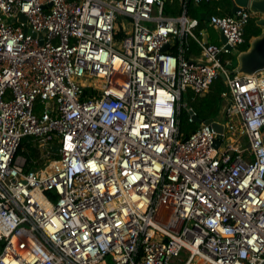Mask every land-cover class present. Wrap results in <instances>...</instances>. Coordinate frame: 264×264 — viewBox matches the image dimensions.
Here are the masks:
<instances>
[{"label": "built area", "instance_id": "1", "mask_svg": "<svg viewBox=\"0 0 264 264\" xmlns=\"http://www.w3.org/2000/svg\"><path fill=\"white\" fill-rule=\"evenodd\" d=\"M164 1L0 0V264H264V69L222 62L253 13L215 45ZM221 74V133L183 139Z\"/></svg>", "mask_w": 264, "mask_h": 264}, {"label": "trees", "instance_id": "2", "mask_svg": "<svg viewBox=\"0 0 264 264\" xmlns=\"http://www.w3.org/2000/svg\"><path fill=\"white\" fill-rule=\"evenodd\" d=\"M182 4H185L187 15L190 19L195 21V33L197 34L202 29L208 26V21L211 16L219 17H231L232 0H202L201 3L195 4V0H165L164 1V14L166 16H179L182 12ZM260 18L259 15L251 16L247 25L244 27L243 38L244 44L236 49L235 53H231L222 57L223 65L226 71L229 73L238 69L237 58L240 54L245 53L249 50L252 40L262 35V28L256 25V21ZM199 55V47L192 40L189 41L188 47L184 52L186 59H191L194 56ZM227 62V65L225 64ZM225 91L224 81L218 77L210 86L209 92L203 97H194L193 94H188V107L193 110L196 117L202 122L209 119L216 118L222 107L221 93ZM180 111L178 116V127L183 139H186L190 134L197 128L196 123H189L188 113ZM31 139H24L19 154L25 156L27 160L36 159L38 152L32 147ZM57 155H52V159H57ZM27 169H31V165H28Z\"/></svg>", "mask_w": 264, "mask_h": 264}, {"label": "water", "instance_id": "3", "mask_svg": "<svg viewBox=\"0 0 264 264\" xmlns=\"http://www.w3.org/2000/svg\"><path fill=\"white\" fill-rule=\"evenodd\" d=\"M250 10L254 15H260L262 18H259L256 21V25L262 28V35L256 39H254L249 47V50L245 53H242L238 56V70L242 74L252 75L260 72L264 69V0H232V9L231 14L235 15L236 13L242 10ZM20 22H25L23 16H19ZM220 43L223 45L226 43L225 38L221 35ZM169 48V45L163 47L162 52H166ZM230 52L231 50L227 48ZM220 78L224 81L225 77L223 74L220 75ZM192 115V112H190ZM193 121L196 124H200L202 120L198 119L196 116H193ZM205 124H211V120H207L204 122ZM212 128L221 133L222 129L220 126L215 123L211 124ZM220 136L217 137L215 142V147L219 146ZM50 152L57 155L59 152L58 147H51Z\"/></svg>", "mask_w": 264, "mask_h": 264}, {"label": "crops", "instance_id": "4", "mask_svg": "<svg viewBox=\"0 0 264 264\" xmlns=\"http://www.w3.org/2000/svg\"><path fill=\"white\" fill-rule=\"evenodd\" d=\"M260 16V15H259ZM260 18H262V16H260ZM202 34L204 36V38L211 44H215V45H220V39H221V34L216 31L215 29L207 26L206 28L202 29ZM253 41V40H252ZM235 53V51L233 52ZM198 56H194L192 57V60H197ZM189 94V93H188ZM223 107V105H222ZM222 107L220 109L219 112L222 111Z\"/></svg>", "mask_w": 264, "mask_h": 264}, {"label": "rangeland", "instance_id": "5", "mask_svg": "<svg viewBox=\"0 0 264 264\" xmlns=\"http://www.w3.org/2000/svg\"><path fill=\"white\" fill-rule=\"evenodd\" d=\"M120 26V25H119ZM119 26H117V29L118 30H120V27ZM182 103L183 104H187L188 105V101H187V98L184 96V98H183V100H182ZM222 105H223V103H222ZM182 111H183V117H184V119H185V115H184V113H185V108H183L182 109ZM37 152H38V157L36 158V159H34V160H40V162H42V160H41V157H42V155H43V152L41 151V150H37ZM1 245V244H0Z\"/></svg>", "mask_w": 264, "mask_h": 264}]
</instances>
